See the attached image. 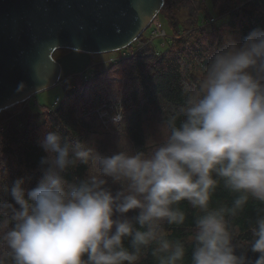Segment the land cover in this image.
I'll list each match as a JSON object with an SVG mask.
<instances>
[{"label":"clouds","instance_id":"obj_1","mask_svg":"<svg viewBox=\"0 0 264 264\" xmlns=\"http://www.w3.org/2000/svg\"><path fill=\"white\" fill-rule=\"evenodd\" d=\"M184 91L148 151L103 155L94 139L73 145L47 131L32 189L6 182L0 153V264H140L149 251L155 264H184L186 241L169 231L187 220L183 201L197 213L191 264H264V208L246 247L233 244V221L250 202L264 205V28L215 46ZM79 165L87 176L69 179ZM221 186L231 203L212 206Z\"/></svg>","mask_w":264,"mask_h":264},{"label":"trees","instance_id":"obj_2","mask_svg":"<svg viewBox=\"0 0 264 264\" xmlns=\"http://www.w3.org/2000/svg\"><path fill=\"white\" fill-rule=\"evenodd\" d=\"M182 10L186 20L179 22L176 13ZM216 16L225 20L218 25L201 26L203 20ZM157 17L173 29L161 50L150 46L149 39L142 35L138 40L142 47L131 56L111 62L107 70L93 63L83 76L61 78L62 95L57 106L36 109L29 100L20 104L24 108L19 113H8L0 119V153L9 185L17 178H23L27 189L39 184L42 179L39 164L46 155L39 141L47 131H57L65 142L73 145L94 139L103 155H111L119 147H128L133 152L150 150L154 139L166 134L161 123L183 103L185 88L199 80L196 68L200 66L204 70L212 50L224 42L226 33H237L242 42L252 30L264 28V0H210V9L204 0H164ZM127 50L132 51L133 44ZM119 102L123 121L106 130L95 110L105 106L108 114H112ZM87 174V166L79 165L70 171L68 178L83 179ZM110 187L114 192L119 190V185L111 182ZM5 199L11 202L9 196ZM231 199L221 186L213 195L212 206L230 204ZM179 207L186 212L187 220L183 226H172L169 231L171 238L186 241L184 264H191L193 245L187 240L197 213L186 201ZM262 208L264 205L250 202L233 221L234 245L246 247L251 239L249 225H254ZM124 244L128 247L129 241L125 240ZM240 251L237 249L236 255ZM256 255L247 252L252 260ZM140 264H155L150 251Z\"/></svg>","mask_w":264,"mask_h":264},{"label":"water","instance_id":"obj_3","mask_svg":"<svg viewBox=\"0 0 264 264\" xmlns=\"http://www.w3.org/2000/svg\"><path fill=\"white\" fill-rule=\"evenodd\" d=\"M164 0H0V116L128 48ZM68 51L54 58L56 51Z\"/></svg>","mask_w":264,"mask_h":264},{"label":"rangeland","instance_id":"obj_4","mask_svg":"<svg viewBox=\"0 0 264 264\" xmlns=\"http://www.w3.org/2000/svg\"><path fill=\"white\" fill-rule=\"evenodd\" d=\"M207 8L210 9V0H204ZM215 15V14H213ZM176 16L179 20V22H183L186 20V13L184 12V10L176 13ZM225 20V18H221V17H215V24L218 25L221 22H223ZM154 23V24H153ZM153 23L151 24V26L143 33V37H147L148 39L151 38L152 33H153V28L154 25L159 26L161 30H164L165 33L167 34L166 38H153L152 40L149 41L150 46L152 47H156L159 48L160 50L163 47V44L166 42L167 38L169 37V35L172 33L173 29L167 24V22H165L164 20H160L159 17H156V19L153 21ZM226 38H231L232 40H235L237 42H240V37L237 33L234 32H227L226 33ZM128 48L124 49V50H120V51H115V52H111V53H105V54H98L94 56L93 59V63L99 65L100 69H104L107 70V67L109 66V64L119 58L123 52L128 51ZM65 51L61 50L59 52L58 55H54V58H58L61 57L62 55H64ZM104 67V68H103ZM195 73L197 74V77L200 79L202 73H203V69L198 66L195 70ZM108 79H114L111 77H107ZM62 95V88L60 87V85H56L55 87L43 91L41 93L36 94L34 97H32L30 99V102L32 104H34V107L36 109H39V107H52L53 103L55 102V100L57 98H59ZM24 108V105H18L17 106V110L16 113H19L20 111H22ZM97 111V110H95ZM8 114L7 112L0 116V119H4ZM159 140L158 138L154 139V141ZM110 183V182H109Z\"/></svg>","mask_w":264,"mask_h":264},{"label":"built area","instance_id":"obj_5","mask_svg":"<svg viewBox=\"0 0 264 264\" xmlns=\"http://www.w3.org/2000/svg\"><path fill=\"white\" fill-rule=\"evenodd\" d=\"M214 22H215V18H212L210 20H203L201 22V26H209V25L213 24ZM166 37H167V34L165 33V31L161 30L159 26L154 25L152 36L148 40V42L150 40H152L153 38H166ZM142 45L143 44L141 42L136 41L135 43H133V50L123 52L119 58H126L128 56H131L133 53H135L137 50H139L142 47ZM119 58H117V59H119ZM117 59H115V60H117ZM115 60H113L112 62H114ZM83 75H80V76H83ZM83 79H86V77H83ZM59 85H61L60 81H59ZM58 103H59V99L57 98L55 100V102L53 103L52 107L57 106ZM113 109H114V112L112 114H108L107 108L105 106H103L102 108L97 110V112L99 114V118H100V120H101V122L104 125L106 130H109L110 126L116 127L117 125H119L121 123L119 120V117L123 113H122V108H121L120 102L117 103Z\"/></svg>","mask_w":264,"mask_h":264},{"label":"flooded vegetation","instance_id":"obj_6","mask_svg":"<svg viewBox=\"0 0 264 264\" xmlns=\"http://www.w3.org/2000/svg\"><path fill=\"white\" fill-rule=\"evenodd\" d=\"M66 53H68V51H65V53H64V54H66Z\"/></svg>","mask_w":264,"mask_h":264}]
</instances>
